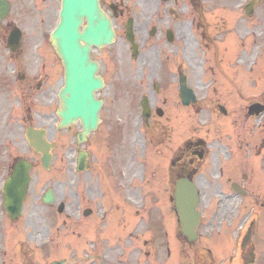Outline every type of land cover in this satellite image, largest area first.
Listing matches in <instances>:
<instances>
[{
	"label": "flooded vegetation",
	"instance_id": "1",
	"mask_svg": "<svg viewBox=\"0 0 264 264\" xmlns=\"http://www.w3.org/2000/svg\"><path fill=\"white\" fill-rule=\"evenodd\" d=\"M2 1L0 131L8 114L15 116L19 113L21 116L24 112L34 121L32 114H43L52 109L48 99L53 85V51L48 42L63 0ZM100 6L111 20L117 38L112 46L93 50V58L100 61L106 82V88L100 94L105 104L103 114L107 117H125L127 123L129 116L140 115L139 99L141 95L142 98L146 97L152 114L141 126L148 140L144 149H148V142L155 144L159 149V158L151 163V173L148 172L149 164L142 173H135L124 162L115 164L113 155L105 164V153L101 152L95 166L100 187L96 190L93 177L89 179L93 187L88 190L84 189V174L79 180L80 200L83 202L79 237L76 238L77 243L71 242L69 248H64L67 253L74 249L77 253L58 258L55 257L58 253L52 252V243L44 246L47 250L45 253H30L28 248L22 250L21 245L15 242L5 244L9 252L5 253L0 238V264H52L62 260L65 264H112L115 251L109 248L107 256L101 254L104 244L100 241L115 240L117 212L128 228H132L133 224L141 230L163 227L166 225L164 219H168L170 213L172 218L167 222L176 226L178 222L173 206L176 181L189 178L197 183L202 182L203 176H212L218 170L227 177L233 175L227 182V187L233 193L232 185L236 182L244 192L237 196H254L255 208H260L258 159L264 147L261 148L257 141H245L239 133V124H234L237 140L232 145L240 151L248 149L251 160L247 163L223 162L221 167L216 160H208L211 152L201 150V145H205L203 143L195 145L189 141L183 146H174L169 145L167 140L155 141L158 135L164 137L168 132H175L182 120L190 130L191 120L197 114L206 112L218 117L220 106H225L224 103L245 98L244 88L248 92L259 90L260 68L239 64L245 46L237 44L234 38L229 44L230 20L221 1L100 0ZM86 25L87 20H84L81 31ZM12 36L21 40L16 50L10 47ZM182 79L194 93L197 103L183 104ZM229 90L232 92L229 93ZM252 94L254 97L259 95ZM122 98L125 99L124 103ZM108 128L111 130L114 125ZM8 131L9 136L15 133L12 119ZM3 137L0 135V163L3 160ZM228 139V136L222 137V153L232 150ZM7 158L11 162L12 154ZM215 159L219 160V157ZM225 165L230 167L231 173L225 172ZM237 166L239 169L235 173ZM204 171L207 172L203 175ZM234 178L236 181L232 182ZM207 186L211 187L209 184ZM96 191L106 199L104 205L93 202L97 197ZM101 207L108 210L110 220L109 230L103 233L99 226L98 209ZM39 218L43 222L44 216L40 215ZM9 222V228L14 230L22 223ZM141 240L144 245L151 242L146 236ZM253 249L247 248L242 252L243 264L253 261ZM89 252L91 258L86 259ZM140 254L148 257L151 252L143 248ZM168 256H171L169 248Z\"/></svg>",
	"mask_w": 264,
	"mask_h": 264
},
{
	"label": "rangeland",
	"instance_id": "2",
	"mask_svg": "<svg viewBox=\"0 0 264 264\" xmlns=\"http://www.w3.org/2000/svg\"><path fill=\"white\" fill-rule=\"evenodd\" d=\"M232 12V11H230ZM256 12H258L257 16H255L254 20H247L244 21V26L239 28L240 30H243L244 34L249 33L248 31H251L252 29H254V34L257 37V42L256 44L259 45L260 47V66L262 69V74L264 73V5L259 6L256 10ZM248 50V49H246ZM263 59V61H262ZM262 62V63H261ZM111 64L108 62V66H110ZM264 84L261 85V89L263 90ZM125 99L122 98V103H124ZM239 111V108H237L234 112V114H237ZM104 119V128L101 132L100 135H104V136H109L110 131L113 132H121L123 135H125L128 143H129V147H130V142L131 140L134 141V137L136 135V130H135V116H129L127 123L125 122V117H107V116H103ZM55 117H54V122L55 121ZM110 125H114V128H112L111 130H109L108 126ZM119 126L118 128H116V126ZM76 129H74L75 131ZM74 131H64L61 132V134L57 137L59 139H57L59 141L58 146L55 149V160L53 161V169H52V173L49 174L48 176H45V174L43 173L42 169H38L35 171L34 173V185L32 187V191L30 194V199H29V205H34L35 206V210H33L30 213L31 216V221L32 223H37L40 224V222L38 221L37 217L40 214V212H42L44 214H46V216H54L52 211L50 209H47L45 207H40L39 205H41V192L42 190L46 189V188H53L56 192V195L58 196V198L60 200H62V198H64L65 200H68V194L70 193L69 190L67 188H69V185H66L67 182L70 180L73 183L76 182V178L73 177L72 173H71V168L73 167L71 165L72 163V159H73V155H74V142H75V137H74ZM127 132V135H126ZM55 130L53 129L52 131V136H54ZM72 147V148H71ZM116 148H119V145L116 146ZM247 156V155H245ZM72 178V179H70ZM67 189V194L64 195V190ZM64 196V197H63ZM75 196V193L73 194V196H70V202H69V206L72 207L74 204V201H76V199H73ZM220 199L219 196H209L206 195L203 197L202 202H203V208L206 210V214L208 215L206 218L205 223L208 225L205 233L203 232L201 235V239L198 243H196V246H193L192 248L189 247L188 245L183 244L182 239L179 237L180 242L179 244L176 245L177 248H179L181 250V259L183 258V262L185 261H189L191 258L195 259V252L194 250L196 249L197 251V258L199 259L200 256L203 255V252L207 255V250L211 249L213 255L215 256L214 258V262L215 264H228V258H229V249L228 248H223L222 251L217 250L216 248H214L213 243H211V239H213L214 237H217V230H218V226L219 224H221V220L220 218H217V213H213L215 212V208H214V204L216 203V200ZM208 203H210V208L207 210L206 206L208 205ZM38 205L39 208L36 206ZM133 208V207H132ZM242 211V209H240L238 212L240 213ZM214 215L215 218L212 216ZM243 214H240L239 217H241ZM121 214L118 213L116 214V219L119 220L120 219ZM170 220V218H169ZM54 224V237H64L65 233L69 230L72 229V225H65L63 223V221L61 219H56L55 221H53ZM103 222L100 223V226L102 227ZM212 224V225H211ZM232 225V224H230ZM122 226H124L122 224ZM177 229V235L174 237L177 239V236L180 235L178 234V227L176 226L175 229ZM236 227H229L227 225V233L228 236L230 237V239H232V234H234ZM262 229L263 230V234H260L258 236V238L256 239L257 241H259L257 245V259L258 262L257 264H264V210H261V219H260V224H259V230ZM221 230L224 232L225 231V227L224 225L221 224ZM211 231L212 235L209 236L207 234V232ZM122 237H121V241L122 243H118L119 246L122 248L123 251L130 253L133 252L134 249L138 248L139 246L137 244L131 243V244H127L129 241L132 242V239H129L128 237V233L126 232V230L121 231ZM59 241V240H58ZM222 243H224L225 245L229 246V242L225 239L221 240ZM58 243V242H57ZM159 247V246H158ZM205 248V249H204ZM260 249V253L258 252V250ZM61 250V248H60ZM59 250V251H60ZM160 250H161V246H160ZM58 251V252H59ZM231 252V251H230ZM69 254V252H68ZM59 256H61L62 254H58ZM220 257H218V256ZM57 256V257H59ZM204 257V256H202ZM235 259L238 258V251H236ZM193 259V261H194ZM171 263L174 264H178V260L175 257L170 258ZM193 261H190L193 264ZM136 262V261H134ZM236 263H238V261H235ZM181 264L182 263L181 261Z\"/></svg>",
	"mask_w": 264,
	"mask_h": 264
},
{
	"label": "water",
	"instance_id": "3",
	"mask_svg": "<svg viewBox=\"0 0 264 264\" xmlns=\"http://www.w3.org/2000/svg\"><path fill=\"white\" fill-rule=\"evenodd\" d=\"M91 7L93 10L87 12ZM90 12H95L91 4L83 13L90 15ZM80 19L78 10L75 12L67 10V15L63 17V22L53 36V43L63 59L67 72V86L62 92L64 110L60 112L62 124L68 126L82 119L89 131L97 125L99 120L96 115L98 106L94 104L93 90L100 88L102 83L101 79L96 77L97 64L90 61L89 47L82 48L80 40L86 41L87 44H104L112 39V32L108 22L97 16L96 20H90L93 29L84 36H80L78 33ZM94 22L97 24L94 25ZM87 109L89 110L83 114ZM20 172L22 170L18 171L19 174L15 173V180H12V187L8 192V203L19 206L25 195L27 179V174L23 178ZM17 182L22 183L21 189H18ZM13 198H15L14 203ZM197 202L198 197L193 187L184 196H178L182 231L190 241L196 239L195 229L199 221V215L196 212Z\"/></svg>",
	"mask_w": 264,
	"mask_h": 264
}]
</instances>
